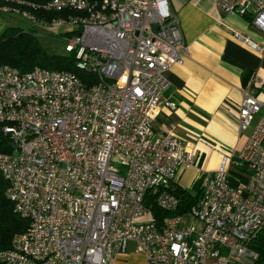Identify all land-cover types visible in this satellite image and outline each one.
<instances>
[{"label": "built area", "instance_id": "2783aa9c", "mask_svg": "<svg viewBox=\"0 0 264 264\" xmlns=\"http://www.w3.org/2000/svg\"><path fill=\"white\" fill-rule=\"evenodd\" d=\"M223 15L249 17L264 33V0H207ZM56 12L45 18L38 13ZM0 14L56 31L64 51L94 81L34 67H0V127L16 149L0 153L7 198L28 221L0 264H251L247 247L264 228V83L242 89L237 121L248 132L239 150L221 152L214 171L194 148L153 122L169 89L165 73L189 56L169 0H0ZM233 36L253 51L249 38ZM209 149H215L205 142ZM199 169L200 196L174 213L181 171Z\"/></svg>", "mask_w": 264, "mask_h": 264}, {"label": "crops", "instance_id": "0c3cea01", "mask_svg": "<svg viewBox=\"0 0 264 264\" xmlns=\"http://www.w3.org/2000/svg\"><path fill=\"white\" fill-rule=\"evenodd\" d=\"M169 3L178 15L189 56L182 65H174L165 73L170 86L163 98L174 102L175 108H160L153 131L162 135L169 130L194 148L202 158L201 169L213 171L220 153L239 150L248 135L239 132L237 113L242 89L251 78L255 76L264 83V33L245 17L221 14L207 0ZM9 27L11 17L0 14V38ZM233 32L249 38L262 51L251 50L235 39ZM246 72L250 76L243 83ZM257 93L264 101V86ZM205 142L215 149H209ZM185 172L181 171L177 180L183 188L179 180Z\"/></svg>", "mask_w": 264, "mask_h": 264}, {"label": "trees", "instance_id": "16d2710c", "mask_svg": "<svg viewBox=\"0 0 264 264\" xmlns=\"http://www.w3.org/2000/svg\"><path fill=\"white\" fill-rule=\"evenodd\" d=\"M35 5H44L50 0H25ZM100 6L104 0H89ZM45 18H54L60 16V13L48 12L38 13ZM12 18V17H11ZM248 19L250 23V18ZM67 35V34H66ZM10 66L19 70L21 73L30 71L34 67H43L53 71H68L74 73L87 85H90L94 79L87 73L78 69L75 58L69 55L66 58H58L46 54L40 47L36 38L35 30L24 31L15 27L7 28L0 38V67ZM250 73H245L243 83H246ZM11 141L0 127V153H12ZM8 183L0 173V251L11 247L13 238L25 232L28 228V221L22 218L14 209L12 202L6 196ZM174 195L180 200V209L174 213L163 212L155 207L152 208L154 216L158 222L164 217L176 214H182L188 211L198 200L200 196V179L197 178L192 190H187L180 185H176L173 190ZM247 247L255 254L256 258L253 264H264V228L258 230L248 241Z\"/></svg>", "mask_w": 264, "mask_h": 264}, {"label": "rangeland", "instance_id": "374dc122", "mask_svg": "<svg viewBox=\"0 0 264 264\" xmlns=\"http://www.w3.org/2000/svg\"><path fill=\"white\" fill-rule=\"evenodd\" d=\"M11 24L13 27L22 29L24 31L35 30L36 38L39 42V45L46 54L50 56L58 57V58H66L69 56V54H67L64 51L66 39L62 36L66 35L70 31H73V30H70V28L64 27L56 31H49L48 29L35 26L28 20L18 18V17H12ZM217 167L218 165L216 166V168ZM197 178H198V170L197 168H193L189 171H186L183 174V176L180 178L179 182L181 185L184 186L185 189L192 190V185ZM117 263L118 264H143V259L141 256L131 255L128 258L127 257L121 258L120 260H118Z\"/></svg>", "mask_w": 264, "mask_h": 264}, {"label": "water", "instance_id": "95a60500", "mask_svg": "<svg viewBox=\"0 0 264 264\" xmlns=\"http://www.w3.org/2000/svg\"><path fill=\"white\" fill-rule=\"evenodd\" d=\"M11 148H12V149H16V146L12 144V145H11Z\"/></svg>", "mask_w": 264, "mask_h": 264}]
</instances>
